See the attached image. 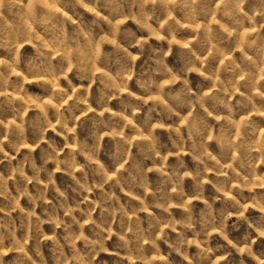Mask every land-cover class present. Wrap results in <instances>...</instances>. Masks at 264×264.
<instances>
[{"label": "rangeland", "instance_id": "rangeland-1", "mask_svg": "<svg viewBox=\"0 0 264 264\" xmlns=\"http://www.w3.org/2000/svg\"><path fill=\"white\" fill-rule=\"evenodd\" d=\"M0 264H264V0H0Z\"/></svg>", "mask_w": 264, "mask_h": 264}]
</instances>
